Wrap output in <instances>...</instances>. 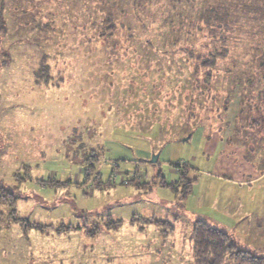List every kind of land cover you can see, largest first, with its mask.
<instances>
[{"label":"rangeland","instance_id":"1","mask_svg":"<svg viewBox=\"0 0 264 264\" xmlns=\"http://www.w3.org/2000/svg\"><path fill=\"white\" fill-rule=\"evenodd\" d=\"M193 47L224 56L197 98H167L188 140L127 121L141 77L188 78L179 53ZM180 164L188 194L162 185ZM263 168L264 0H0V191L17 197L0 264H196L198 219L264 256Z\"/></svg>","mask_w":264,"mask_h":264},{"label":"trees","instance_id":"2","mask_svg":"<svg viewBox=\"0 0 264 264\" xmlns=\"http://www.w3.org/2000/svg\"><path fill=\"white\" fill-rule=\"evenodd\" d=\"M112 28L113 27L109 28L110 33H103V35H114L115 30H112ZM204 51L206 50H200L199 48L193 47L191 50L183 49V51L179 53L180 57L184 55V57H186L187 55V59H182H184L185 63L183 64L186 66V70H189L188 73L190 75L188 78H185L184 70H181L179 76L176 78L173 77L171 81H169L168 75H166L165 78L162 77L160 79L161 82L163 81L161 85H158L156 83L155 78L152 84L150 81L145 80L147 78L141 77L142 82H139L138 88L141 89L142 93H144V96L142 98L140 97V103L137 109V113H135L134 117L127 118L126 120L134 124L139 129H142L145 125L149 126L150 124H152L151 122L154 121L153 124H158L160 133L165 137H176L178 136L179 131H184L180 136V139L188 136L193 131L189 126V121L185 122L183 121L184 119H181L180 117L178 121L171 120L170 117L166 118V114L167 112H169V108H167L169 106L167 103V98H184L185 96V98H191V101L192 98H197L198 92L203 85L202 80L203 82H209L210 80V75L208 74L205 75L203 79H200L201 73L203 74V70L207 69V66L209 64L216 61V57L219 58L221 56H224L222 55L223 53L215 49L212 52L210 50H207V52L205 53ZM190 63H193L194 65L192 72L190 71ZM184 65L183 68L185 67ZM41 67V70H37L35 74L37 77V81L44 82V84L49 85L52 79L50 76V66L49 64H43ZM201 67H203L202 70H200ZM180 76L182 77L183 83ZM177 80L182 83L181 86L176 85ZM174 92H179L180 97H176ZM147 94L148 96L152 94L151 96L153 99L148 100ZM170 94L172 95L168 96ZM160 98H166L164 108L159 105V102L161 101ZM186 103L189 104V102ZM190 105H192V102ZM145 109H148V112L142 114ZM183 113L181 114V116L183 115ZM192 120L193 118L191 119V121ZM93 152V155H91L92 157L95 156L93 160H91L92 157H89V155L86 158L90 163V171L92 172L96 170V164L100 160V158H96L100 153L96 150ZM178 166V172L180 173L181 177L175 183H169L164 179L162 181V185L175 188L178 185L183 184L184 193L188 194L194 182L197 180L195 178L189 177L190 168L188 164H180ZM98 175H100L101 177V172H99ZM130 181L131 180L128 179L126 182H124V184L131 185ZM8 193L11 195H8ZM16 200L17 197H14L12 192L5 193L0 191V214L4 213L2 206L7 203H10L13 211L16 210ZM114 222L115 221H113L112 223ZM193 233L195 241L194 245L197 255L196 264H225L228 258H231L234 261H238L240 262V264H264L263 255L254 254L251 250H242L239 248L237 249V246L233 242V237L229 232L225 231L222 228L214 226L205 219H198L196 221Z\"/></svg>","mask_w":264,"mask_h":264},{"label":"water","instance_id":"3","mask_svg":"<svg viewBox=\"0 0 264 264\" xmlns=\"http://www.w3.org/2000/svg\"><path fill=\"white\" fill-rule=\"evenodd\" d=\"M183 140H184V141L188 140V137H184ZM159 156H160V154H154V155L152 156V158L150 159V161H151L152 163H157L158 160H159Z\"/></svg>","mask_w":264,"mask_h":264},{"label":"crops","instance_id":"4","mask_svg":"<svg viewBox=\"0 0 264 264\" xmlns=\"http://www.w3.org/2000/svg\"><path fill=\"white\" fill-rule=\"evenodd\" d=\"M262 178H264V168L260 173L257 174V181L261 180Z\"/></svg>","mask_w":264,"mask_h":264}]
</instances>
